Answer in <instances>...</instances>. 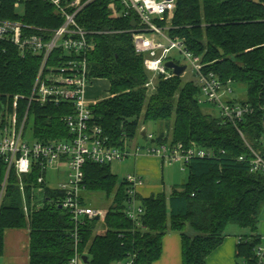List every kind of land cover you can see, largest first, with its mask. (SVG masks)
<instances>
[{"label":"trees","instance_id":"trees-1","mask_svg":"<svg viewBox=\"0 0 264 264\" xmlns=\"http://www.w3.org/2000/svg\"><path fill=\"white\" fill-rule=\"evenodd\" d=\"M17 1L4 0L1 17L40 27L61 25L49 3L24 0L22 16L20 8H15ZM133 19L124 17V12L117 14L111 0L95 1L79 18L85 29L94 32V47L88 53L90 76L109 85V97L96 100L91 107L93 122L112 147L128 150L127 144L140 136L144 125L154 123L160 127L156 143H181L205 150L211 157L191 160L185 166L188 181L171 195L150 198L131 195L132 186L113 174L111 164L88 162L83 183L86 204L94 207L91 197L97 194L110 204L104 220L92 219L77 227L59 207L51 188L47 189L50 199L36 207L31 186L41 172L34 170L23 178L22 192L16 172L7 176L0 159V256L5 231L27 228L30 264H68L76 250L82 264L129 260L154 264L161 258L164 237L176 232L181 236L182 264H207L224 242L227 228L235 225L250 232L237 245V260L242 264L255 261L254 251L261 243L264 175L251 172V161L252 150L264 156V0H177L171 22L170 35L184 38L187 49L202 58L206 71L215 73L223 85L246 87L245 101L229 99L252 109L237 127L205 110L210 105L199 104V86L189 76L159 78L155 90H149L144 58L135 53L128 32ZM61 54L57 50L49 66L57 65ZM41 63L38 55L22 57L17 47L0 42V120L17 109L21 122L29 110L34 140L69 139L63 118L73 113V106L30 104ZM132 202L142 210L136 220L127 214Z\"/></svg>","mask_w":264,"mask_h":264},{"label":"built area","instance_id":"built-area-1","mask_svg":"<svg viewBox=\"0 0 264 264\" xmlns=\"http://www.w3.org/2000/svg\"><path fill=\"white\" fill-rule=\"evenodd\" d=\"M18 0L15 8L19 9ZM49 3L61 20L59 27H40L30 25L22 20L1 17L5 14L4 0H0V42L11 44L19 50L22 57L38 55L42 59L31 97L32 102L41 105H60L69 103L73 113L65 116L71 137L54 142H38L27 138L33 134L28 123L27 110L23 120H19L18 110L14 114L0 120V159L7 168V176L14 170L20 179V188L24 192L23 178L34 170L41 172L36 184H32L31 199H42L36 205L44 206V199H50L47 189L57 194L59 207L65 211L76 227L92 219L104 220L106 211L86 204L85 165L88 162L97 165H109L117 161L124 162L131 152L126 148H116L108 144L103 130L93 121L92 105L87 99V90L94 79L90 76L88 53L93 49L91 41L94 32L85 29L79 18L81 13L97 0H39ZM117 14L124 12V17H134L131 35L135 53L144 58V66L150 75L147 84L149 90H155V81L159 78L169 80L178 77L173 69L167 67L168 62L182 66L175 61L171 53L174 50L182 53L187 65L182 76L194 79L200 89L199 104L217 108L225 122L239 125L246 114L252 113L249 106L232 104L229 95L233 93L230 86L223 85L219 77L206 71L202 58L195 56L186 47L184 38L170 35L171 22L174 17L177 0H111ZM118 5L122 10L118 11ZM131 23V24H132ZM61 50L57 65L49 66L53 54ZM17 107V105H15ZM15 107V108H16ZM4 120V121H3ZM145 140L151 143L147 147H137L136 153L158 156L167 163H181L183 169L191 160L209 158L211 153L195 147H186L179 143H156V135L147 133ZM241 136L242 132L238 129ZM251 172L264 175V156L253 151ZM241 161L244 159L241 158ZM53 179L51 180L50 178ZM126 181L132 186L129 191L134 196L141 180L136 175H129ZM132 199H135L133 197ZM27 211V208H25ZM142 210L131 203L128 216L136 220ZM264 224V214L262 216ZM78 229L76 228V232ZM77 233H75V236ZM261 243L255 248V261L243 264H264V233H260ZM76 246H77V237ZM68 264H82V258L76 250L75 256ZM121 264H133L129 260Z\"/></svg>","mask_w":264,"mask_h":264},{"label":"crops","instance_id":"crops-1","mask_svg":"<svg viewBox=\"0 0 264 264\" xmlns=\"http://www.w3.org/2000/svg\"><path fill=\"white\" fill-rule=\"evenodd\" d=\"M87 98L94 97L91 87L87 90ZM143 137V136H142ZM145 139V137H143ZM141 141H132L127 144L131 152L130 157L124 161L130 175L140 178L141 184L137 185L135 193L141 198H150L166 193V174L171 173V165L158 156L136 153ZM150 145L149 143H147ZM172 178V177H171ZM51 180L53 179L50 178ZM184 185V184H183ZM20 186V184H19ZM26 186V185H25ZM174 186L169 195L172 194ZM42 199H33L37 205ZM25 208L27 206L25 205ZM264 227V225H263ZM228 230V228H227ZM226 230V231H227ZM261 233V232H260ZM246 235L233 236L226 233L222 245L208 258L207 264H237L236 248L241 238ZM0 264H30V231L27 228L8 229L4 234V253L0 256ZM154 264H182V242L180 234L168 233L163 239V251L161 258Z\"/></svg>","mask_w":264,"mask_h":264},{"label":"rangeland","instance_id":"rangeland-1","mask_svg":"<svg viewBox=\"0 0 264 264\" xmlns=\"http://www.w3.org/2000/svg\"><path fill=\"white\" fill-rule=\"evenodd\" d=\"M18 12L23 16L24 15V8L23 6H21V8L18 10ZM172 58L179 62L182 66L187 65V61L184 57V55L182 53H180L177 50L172 51L171 53ZM92 91L94 92V97L91 98H87L91 103H94L96 100H100V99H105L109 97V85L107 83V81L105 80H94L93 83L90 85ZM233 89V93L229 95V99L230 100H236L238 102H243L246 100L247 98V91H246V87L244 85H239V84H235L231 86ZM205 110H208L210 112H212L213 114H215L216 116L220 115V112L217 108L212 107V106H206ZM147 133L149 134H154L157 136V134L159 133V129L160 127L158 126V124H148V125H144ZM27 138L29 140H32V136H31V132L27 133ZM137 142H142L143 144H139L137 147H147L148 146V142L145 141V139L142 137V133L140 134V136L135 140ZM151 144V143H149ZM129 150V149H128ZM124 162L122 161H117L111 164V168H112V172L113 174H115L118 179L120 181H123L125 179H127V177L130 174L133 173H129L130 171L126 170V167L123 164ZM169 169L171 170V173L166 174V195L169 196L172 188L174 186H182L183 184H185L188 179H189V173L188 171L185 170V168L183 169V165L181 163L179 164H174V167H171ZM172 177V178H171ZM91 201H92V205L94 206V208H99L101 210L106 211V209L109 207V202L107 201V198L102 195V194H97V195H93L91 197ZM263 222L261 219V223L259 225V231L261 233H264V227H263ZM231 233L233 236H238V235H250L249 230H244L241 229L238 226L235 225H231L228 227V230L226 231V233ZM237 264H242V262L236 260Z\"/></svg>","mask_w":264,"mask_h":264},{"label":"water","instance_id":"water-1","mask_svg":"<svg viewBox=\"0 0 264 264\" xmlns=\"http://www.w3.org/2000/svg\"><path fill=\"white\" fill-rule=\"evenodd\" d=\"M132 27H136V24H135L134 22L132 23ZM167 67H168L169 69H173L174 72H175V74H176L178 77L182 76V74L184 73V71H185V69H186L185 66H177V65H175V64L172 63V62H168V63H167ZM145 135H146V131H143V132H142V136L145 137ZM97 220H99V217H97ZM83 261H84V263H87V262H88L87 257H83Z\"/></svg>","mask_w":264,"mask_h":264}]
</instances>
